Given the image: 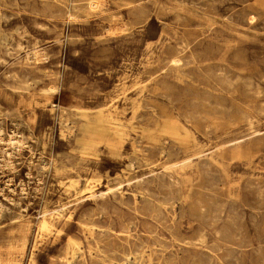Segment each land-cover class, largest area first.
<instances>
[{"label":"rangeland","instance_id":"1","mask_svg":"<svg viewBox=\"0 0 264 264\" xmlns=\"http://www.w3.org/2000/svg\"><path fill=\"white\" fill-rule=\"evenodd\" d=\"M90 1L0 0V264H264V0Z\"/></svg>","mask_w":264,"mask_h":264},{"label":"bare ground","instance_id":"2","mask_svg":"<svg viewBox=\"0 0 264 264\" xmlns=\"http://www.w3.org/2000/svg\"><path fill=\"white\" fill-rule=\"evenodd\" d=\"M101 4H100V2H96V1H90V3H89V6H90V8H96V7H98V6H100ZM74 16V15H73ZM135 22V21H134ZM143 24V23H142ZM112 32V31H111ZM75 41V40H74ZM43 71V70H42ZM45 72V71H44ZM7 75V74H6ZM59 86H51V87H49L48 89H47V92L50 94V95H52V94H55L56 92H58L59 91ZM45 90V89H44ZM54 106H57V104H54ZM58 107L60 108V109H62V111H67L68 109H67V107H65L64 105H62V104H60V105H58ZM57 109V108H56ZM55 110V109H54ZM65 113V112H64ZM66 114V113H65ZM67 115V114H66ZM59 116V115H58ZM65 119V118H64ZM70 119V118H69ZM67 120L65 119L64 121H63V127L65 128V130L68 132V133H70V134H73V133H75V131L77 130V128L75 129V123H78V121H76V122H69V123H67L66 122ZM62 124V123H61ZM60 125V124H59ZM1 130V129H0ZM18 133V132H17ZM14 135V134H13ZM15 136V135H14ZM68 136V135H67ZM15 137H17V136H15ZM10 142H11V145L12 144H15L16 142H15V140H13V139H11L10 140ZM13 146V145H12ZM11 146V147H12ZM10 147V148H11ZM8 148H6V150H7ZM82 179V178H81ZM81 179H79V180H81ZM84 180V179H83ZM85 182V181H84ZM88 182V181H87ZM77 183V182H76ZM82 183H83V181H82ZM78 186V185H77ZM117 187V186H116ZM120 188V187H119ZM23 189V188H22ZM118 189V188H117ZM9 190V189H8ZM174 202V201H173ZM161 203V202H160ZM167 204V203H166ZM177 206V205H176ZM170 208V207H169ZM65 209V208H64ZM175 209V208H174ZM54 212H56V211H54ZM22 216V215H21ZM53 226V224L51 223V222H49L45 217H43V219H42V221H41V223H40V225H39V232H43V231H45V230H50L51 229V227ZM88 227V226H87ZM28 229H29V227H27ZM43 235V234H42ZM37 238V237H36ZM40 242V241H39ZM78 245V244H77ZM77 247V246H76ZM156 248V247H155ZM104 254V253H103ZM74 255V254H73ZM134 256V255H133ZM151 257V256H150ZM149 257V258H150ZM66 261H69L68 259L66 260ZM72 261V260H71ZM116 262V261H115ZM140 262V261H139ZM104 263V262H103ZM67 264H72V263H67ZM129 264V263H128Z\"/></svg>","mask_w":264,"mask_h":264}]
</instances>
